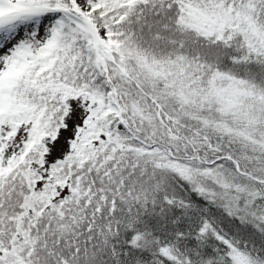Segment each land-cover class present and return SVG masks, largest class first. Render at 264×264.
I'll list each match as a JSON object with an SVG mask.
<instances>
[{
	"label": "snow or ice",
	"instance_id": "snow-or-ice-1",
	"mask_svg": "<svg viewBox=\"0 0 264 264\" xmlns=\"http://www.w3.org/2000/svg\"><path fill=\"white\" fill-rule=\"evenodd\" d=\"M0 264H264V0H0Z\"/></svg>",
	"mask_w": 264,
	"mask_h": 264
}]
</instances>
